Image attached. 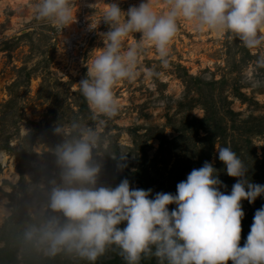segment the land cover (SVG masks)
<instances>
[{
	"label": "rangeland",
	"instance_id": "rangeland-1",
	"mask_svg": "<svg viewBox=\"0 0 264 264\" xmlns=\"http://www.w3.org/2000/svg\"><path fill=\"white\" fill-rule=\"evenodd\" d=\"M36 2L0 7V264H92L66 252L47 256L24 233L41 219L49 182L59 181L54 149L63 136L55 128L73 120L92 123L79 82L110 27L101 20L89 29L98 14L91 5L98 0H74L76 20L65 28L37 19ZM116 2L127 11L140 0ZM152 2L157 11L167 9V0ZM178 25L167 66L155 46L146 44L135 79L114 86L121 106L106 125L113 152L96 157L103 165L99 183L115 187L127 178L133 188L152 189L153 196L175 194L177 184L208 161L227 185L221 191L230 193L238 178L227 174L217 149L230 146L249 166V179L264 185V66L257 64L264 46L250 50L234 34L200 31L189 20ZM212 136L215 142L207 140ZM242 204L241 246L264 195ZM95 264L127 262L111 245ZM139 264L161 261L146 255Z\"/></svg>",
	"mask_w": 264,
	"mask_h": 264
},
{
	"label": "clouds",
	"instance_id": "clouds-1",
	"mask_svg": "<svg viewBox=\"0 0 264 264\" xmlns=\"http://www.w3.org/2000/svg\"><path fill=\"white\" fill-rule=\"evenodd\" d=\"M91 6L98 14L89 29H96L101 20L110 27L101 33L104 47L95 49L87 61V78L79 82L92 123L73 120L55 128L63 136L54 149L59 181L49 182L41 219L27 227L25 239L47 256L66 252L92 264L111 245L119 247L127 264H139L146 255L161 264H264V207L256 210L246 242L240 244L242 202L254 204L264 195V185L249 179V166L230 146L217 148L227 174L238 178L230 193L221 191L227 185L208 161L179 182L175 194L153 196L152 189L133 188L127 178L115 187L101 185L103 165L96 159L113 152L106 125L121 106L114 86L135 79L146 44L155 46L167 66L178 22L189 20L200 31L231 33L248 49H257L264 46V0H167L162 12L152 0H140L127 11L116 0H98ZM76 11L74 0L35 4L36 18L58 28L71 25ZM136 33L141 34L138 42L126 45ZM257 64L264 66V55ZM173 204L176 207L170 210Z\"/></svg>",
	"mask_w": 264,
	"mask_h": 264
},
{
	"label": "bare ground",
	"instance_id": "bare-ground-1",
	"mask_svg": "<svg viewBox=\"0 0 264 264\" xmlns=\"http://www.w3.org/2000/svg\"><path fill=\"white\" fill-rule=\"evenodd\" d=\"M8 2L13 4H22V3H26L27 0H0V7L5 6Z\"/></svg>",
	"mask_w": 264,
	"mask_h": 264
},
{
	"label": "trees",
	"instance_id": "trees-1",
	"mask_svg": "<svg viewBox=\"0 0 264 264\" xmlns=\"http://www.w3.org/2000/svg\"><path fill=\"white\" fill-rule=\"evenodd\" d=\"M209 139L214 140V142H215L216 139H217V136H212L211 138H208L207 140H209ZM213 149H214V143L212 142V144H211V151H213Z\"/></svg>",
	"mask_w": 264,
	"mask_h": 264
}]
</instances>
